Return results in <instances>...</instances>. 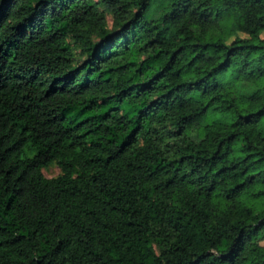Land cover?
Listing matches in <instances>:
<instances>
[{"label":"trees","instance_id":"trees-1","mask_svg":"<svg viewBox=\"0 0 264 264\" xmlns=\"http://www.w3.org/2000/svg\"><path fill=\"white\" fill-rule=\"evenodd\" d=\"M262 241L264 0H0V264H264Z\"/></svg>","mask_w":264,"mask_h":264},{"label":"rangeland","instance_id":"rangeland-1","mask_svg":"<svg viewBox=\"0 0 264 264\" xmlns=\"http://www.w3.org/2000/svg\"><path fill=\"white\" fill-rule=\"evenodd\" d=\"M253 88L254 86L250 83H239L238 84L239 91L245 94L252 92ZM59 171L60 170L56 164H50L47 167L42 169V172L44 176L46 177L56 176L59 173ZM262 243L264 244V241H262Z\"/></svg>","mask_w":264,"mask_h":264}]
</instances>
